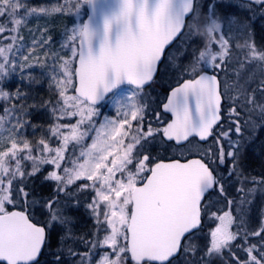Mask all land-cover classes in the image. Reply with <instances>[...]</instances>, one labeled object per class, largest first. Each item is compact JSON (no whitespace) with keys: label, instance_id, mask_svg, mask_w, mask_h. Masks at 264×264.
<instances>
[{"label":"snow or ice","instance_id":"obj_1","mask_svg":"<svg viewBox=\"0 0 264 264\" xmlns=\"http://www.w3.org/2000/svg\"><path fill=\"white\" fill-rule=\"evenodd\" d=\"M100 3L106 5L100 13V26L95 27L92 18L78 23L66 33L62 47L71 55L59 57V74L53 63L51 80L60 100L51 108L53 123L48 134L35 143L29 141L21 131L26 121L16 118L7 141L0 137L4 145L0 148V264H40L39 257L56 222L64 227L70 222L58 198L44 202L49 220L43 226L23 210L29 207V178L46 165L52 170L44 179L55 182L57 196L81 180L87 182L78 184L77 191L93 193L88 208L97 233L86 241L89 251L78 254L69 250L70 255H79V264H174L176 254L184 248L182 240L191 239L188 234L199 229L202 215L218 221L210 230L205 255L222 257L227 249V264H264V219L258 228L248 230L243 210L239 217L233 211L250 203L246 197L256 190L238 189L242 195L237 204L228 197L219 171L225 165L228 175L237 170L238 138L242 134L237 110L240 96L229 97L221 90L216 71L222 69L228 55L227 40L221 36V50L213 52L211 44L219 30L213 29L207 37L208 46L200 51L189 78L182 79L162 105L163 112L171 114L170 122L165 123L159 112L155 113L157 123L146 121L145 107L137 99L143 86L153 79L165 48L182 31L196 36L209 21H218L211 15L202 21L194 11V0H77L75 9L78 14L86 4L95 15ZM255 3L264 5V0ZM22 8L23 16L18 11ZM62 10L29 8L22 0H0V17H8L0 24V35L9 32L4 39L11 41L0 46V83L17 70L32 66L21 64L17 56L23 46L16 41L22 39L18 33L26 17ZM9 22L12 27H8ZM49 42L44 38L33 43L43 47ZM245 47L252 60L264 62V50L247 42ZM43 55L49 57L47 52ZM30 58L22 56L24 61ZM201 64L205 66L203 72ZM74 78L76 94L67 95ZM122 80L135 86L134 93L117 103L116 119L106 118L97 127L93 123L96 104ZM260 94L264 96V82ZM0 99L10 101L11 97L0 88ZM225 99L232 101L226 113ZM243 107H258L264 114V103L257 101L255 90L244 96ZM13 111L4 109L0 128ZM74 116L79 117L75 124L60 123ZM85 124L88 127L82 128ZM93 129L91 144L84 145ZM156 139L162 144L171 142L169 146L180 152L181 159L164 162L153 156L148 147ZM253 182L264 188V179ZM210 192L224 198V209L214 210L207 199ZM17 205L22 209L9 207ZM250 237L259 240L253 242ZM238 239L242 243H234ZM235 248L246 255L242 258ZM57 264H62L59 257Z\"/></svg>","mask_w":264,"mask_h":264},{"label":"rangeland","instance_id":"obj_2","mask_svg":"<svg viewBox=\"0 0 264 264\" xmlns=\"http://www.w3.org/2000/svg\"><path fill=\"white\" fill-rule=\"evenodd\" d=\"M22 2L29 8L55 7L63 9L62 11L51 14H38L26 17V23L23 24L18 33L22 39L16 41L17 45L23 46L21 53H18L17 56L21 57L19 60L21 64H31L32 66L17 70L9 78L0 83V88L7 91L11 97L10 101L0 99V117L4 116V109L6 107L14 109L9 120L5 122L3 128H0V137L4 141H7L10 135L9 130L12 128V124L15 123V119L22 118L27 123V126L21 130L24 137L35 143L42 135L48 134L49 127L53 123L51 108L60 100L56 86L51 80L53 63L55 61V67L59 74V63L62 62L59 60V57L69 58L71 55L68 49L62 47L66 42V33L70 34L71 29L78 23H83L86 16V4L82 5L77 14L75 9L77 0H22ZM233 3L232 1L226 0H198L196 12L200 14L202 21L205 20L206 14L208 17L211 15L213 19H216L220 25L218 33L225 34L228 30L233 41L235 39L236 42L240 41L238 37L244 38L240 45L243 48L242 53H240L239 49L235 53L236 56L229 55L226 59L228 60L229 66L235 67V69L230 71V75H233L230 90L228 89L229 86L226 85L227 81L229 82L228 79L225 80V85H223L227 96H240L237 110L241 113L242 134L238 138L240 144L237 154L238 168L232 175H228V168L226 172L220 171V174L228 197L236 201L237 204L240 203V197L242 195L238 189L243 187L245 190L251 188L256 190L250 196L246 197L250 203H245L239 208L234 207L233 209L237 217L240 216L241 209L243 210L245 226L248 230H252L258 228L261 220L264 219V188L252 182L254 180L260 181L264 179V177L261 178V175H264V132L262 133L264 130V114L260 112L258 107H252L251 110L243 107V101L245 95L251 94L255 90L257 101L264 103V96L260 94L262 82H264V72L261 67L262 62L250 58L245 44L247 42L255 46L257 42H260L257 50H264V38L260 37L256 42L257 33L255 35L252 33V31L256 32V28L259 30L264 29V24H255L254 19L247 18V15L243 14L242 10L246 11L243 6H236ZM227 9L228 11H226ZM18 11L21 16L25 14V9L23 8ZM237 13L247 19L242 21V23H240V20L236 22L234 15ZM232 17H234V20H230ZM7 20V16L0 17V24ZM8 27H12L10 22L8 23ZM185 34L179 41L180 44L174 47L170 54L168 53L167 62L164 64V67L167 66L168 68L170 66L173 68V71L176 73L175 76L183 70L187 73L199 57L196 55L199 46L203 47L206 45L204 37L199 35L191 36L188 32ZM9 35L10 33L7 31L3 35H0V46L11 43L10 40L4 39V37ZM44 38H48L50 41L47 45L43 47H39L38 45L34 46V40L39 42ZM211 48L213 52H219L221 50L217 42L212 43ZM45 52L49 53L48 58L44 57L43 54ZM52 53H55V56H52ZM23 55H29L31 58L28 61H24L22 59ZM73 85L69 87L67 95H72ZM17 94H19V98H17ZM118 102L119 100L114 99L110 102V106L112 107ZM231 102V100H227L226 110ZM248 112L252 114L245 118L244 116ZM110 117V110L107 108L102 111H97V115L93 118V123L98 127L106 118L112 119ZM78 119L79 117L74 116L70 119L61 120L60 123L75 124ZM87 127V124L82 126V128ZM94 136L95 130H90L83 142L84 145H90ZM233 139H237L234 133ZM158 141L154 142L158 143ZM159 142L161 143V141ZM53 143L55 144V141ZM160 143H152L148 147V151L153 156L169 158L177 155L181 158L180 152L175 148L167 146L164 143L160 145ZM3 147L4 145L0 144V148ZM71 150L72 147L70 145L69 151ZM76 151L78 154V147ZM28 170L30 171V167ZM51 170V166L46 165L43 171L37 175H41V178L44 179L43 177ZM257 174H260V176ZM48 182L50 185L46 184V186L52 187L49 198L59 199V206L63 209L64 215L69 218L70 222L66 227L56 222L55 230L51 231V238L48 241L50 248H47V255L45 254L46 256L41 260L40 264H57V257L60 258L62 264H73L74 261L79 264V255L72 256L69 254V250H74L78 254L89 251L90 245L86 241H91L94 238V234L97 233L95 219L88 208L93 193L91 191H77L78 184L87 182L81 180L68 187H74L76 188L75 190L67 191V188L66 191L59 192L57 196L58 190L55 182ZM208 200L212 202L214 210L225 208L226 202L224 198L216 192L212 193ZM44 202L34 199L31 196L28 199L29 207L23 209L31 214L33 221L42 225L49 220L47 209L43 207ZM9 207L13 208L12 206ZM22 207V205H17L14 208L22 209ZM216 223L218 221L210 220L205 215L204 225L207 228L191 237V239H187L180 257L174 260V264H204V261L208 260L211 261V264H227L228 256L209 257L204 252L210 238V230L214 229ZM102 234L100 233V235ZM257 240L259 238L255 237L252 241L256 242ZM185 248H187V251H185ZM234 251L242 258L246 255L240 248H235ZM61 255H63V259ZM98 258L99 255L97 253L96 259Z\"/></svg>","mask_w":264,"mask_h":264},{"label":"flooded vegetation","instance_id":"obj_3","mask_svg":"<svg viewBox=\"0 0 264 264\" xmlns=\"http://www.w3.org/2000/svg\"><path fill=\"white\" fill-rule=\"evenodd\" d=\"M226 1L234 2L233 4L236 6H241V7L243 6L246 11L242 10L241 8H240V10L243 11V14L247 15V18L254 19L255 24H259V23L264 24V5L255 3V0H226ZM197 5H198V0H195L194 11L197 10ZM226 11H228V9ZM234 16L236 17V22L238 20H240V23H242V21H245L247 19V18H244L239 13L235 14ZM249 16H251V17H249ZM207 18H208V16L206 14L205 20ZM242 19H244V20H242ZM230 20H234V17H232ZM186 31L187 30H185L183 32V34L180 36V38L177 40V42L174 43L173 48L180 44L179 41L182 39V37L184 35H186L185 34V33H187ZM252 33L254 35H255V33H257L256 34V42H257V39H259L260 37L264 38V29L259 30L258 28H256V32L252 31ZM220 35L223 36L227 40V49H228V55L225 57V61H224V65H223L222 69L216 70L218 73V79L221 81V90L224 91L225 89H224L223 85H225V80H227V79L229 80V82L227 81L226 85L229 86L228 89L230 90V84H232L231 79L233 77V75H230V71L235 69V67L228 65V60H226V59L229 57V55L236 56L235 53L238 52L239 49H240V53H242L243 48L240 45H241L242 41L244 40V38L238 37V38H240V41L236 42L235 39L233 41L228 30L225 32V34L217 32L215 34V38H216V42L218 44H219V41L221 38ZM259 44H260V42H257V44H255V47L257 49L259 47ZM207 46H208V42L203 47L199 46V49L196 51V55L199 56L200 51L205 50L207 48ZM173 48L165 54V56L163 58V62L159 66L158 71H157L153 81L149 85H147L146 87H143L140 95L137 97L138 101L141 104H143L145 107L146 121H151L153 124L157 123V121L155 120V113H157V112L161 113L162 118H163L165 123L170 121V116H169V114L163 112L162 105L165 103L170 90L173 89L174 87L178 86V84L182 81V79L189 78V73L191 72V69L189 68L187 73L185 70H183L180 74L175 76L176 73L173 71L172 67H170V66H168V68H167V66L164 67L165 62H167L168 55L170 54V52H172ZM242 57H243V55H242ZM237 58H239V57L237 56ZM217 62L219 63V60ZM261 67H262V70L264 72V62H262ZM204 69H205V66L202 65L200 67L201 72H203ZM223 79H224V82H223ZM134 91H135V88L131 87V86H123V87L118 88L107 99H105L103 101V103L96 106L97 111H102L103 109L107 108L110 110V114H111L110 118L116 119L117 116H116L115 108H116L117 104H114L111 107L110 102L113 101L114 99L119 100V102L125 101L128 96H131L134 93ZM227 100L228 99H225V101H224L225 113L227 111L225 109V107L227 105ZM134 122L135 121H133V123ZM263 132H264V130L262 131V133ZM158 140L159 139H156L155 141H158ZM159 141H158V143H160ZM153 143L158 144L156 142H153ZM263 144H264V142H263ZM160 145H161V143H160ZM256 164L259 165L258 162H256ZM257 175L260 176V174H257ZM262 177H264V175H261V178ZM202 218H203V223H202V226L198 232H201L202 230L207 228L206 225H204L205 224V215H202ZM226 251L228 252L227 249H225V253H226Z\"/></svg>","mask_w":264,"mask_h":264},{"label":"trees","instance_id":"obj_4","mask_svg":"<svg viewBox=\"0 0 264 264\" xmlns=\"http://www.w3.org/2000/svg\"><path fill=\"white\" fill-rule=\"evenodd\" d=\"M251 114L252 113H249L248 112L244 117L246 118V117H248ZM227 168H228V165L227 166L225 165L219 171L226 172ZM42 176H43V172H42ZM46 184L50 185V183L48 181H46L45 179H42L41 178V175H35L34 178H32V177L29 178V180L27 182V190L30 193V198H31V196H33L34 199H38V200H41V201H47V199H49V196H50V194L52 192V187H48V186H46ZM72 189H73L72 187L71 188H68L67 191H71ZM10 209H12V208H10ZM252 238L254 239L255 237H250V240H253ZM234 243H237L238 244V243H242V241L238 239ZM47 248H50V245L49 244L47 245L46 250H47ZM45 254H46V252L44 253L43 258L47 255V254L46 255ZM224 255L225 256H228L227 255V251H226V253H224ZM224 255H223V257H224ZM61 258L63 259V255H61Z\"/></svg>","mask_w":264,"mask_h":264},{"label":"water","instance_id":"obj_5","mask_svg":"<svg viewBox=\"0 0 264 264\" xmlns=\"http://www.w3.org/2000/svg\"><path fill=\"white\" fill-rule=\"evenodd\" d=\"M106 10V5H104L103 3H100V4H98L97 6H96V13H95V15L93 14V9H92V7H90L89 5H86V17H85V19H84V21H83V23H85V22H87L90 18H92L93 19V22H94V26L95 27H99L100 26V22H101V17H100V13L102 12V11H105ZM180 35V34H179ZM178 35V36H179ZM178 36L173 40V42L178 38ZM172 42V43H173ZM171 43V44H172ZM171 44L170 45H168L166 48H165V51L171 46ZM165 53V52H164ZM164 55V54H163ZM163 55H162V58H163ZM162 58H161V60H162ZM160 63H161V61L158 63V65H157V69H158V67H159V65H160ZM75 67H76V65H75ZM157 69H156V72H157ZM156 72H155V74H156ZM155 74H154V76H155ZM154 78V77H153ZM152 81V80H151ZM151 81H149L148 83H146L144 86H146V85H148ZM75 83H76V81H75ZM123 85H131V86H133V87H135L134 85H132V84H130L129 82H127L126 80H122V82L116 87V88H118V87H120V86H123ZM115 88V89H116ZM115 89H113L111 92H113ZM173 90V89H172ZM171 90V91H172ZM171 91L169 92V94H168V96L170 95V93H171ZM111 92H109V93H107V94H105L104 96H103V98L102 99H100L99 101H98V103L96 104V105H98V104H100ZM76 94V93H75ZM166 102H167V100H166ZM165 102V103H166ZM169 115L171 116V114L169 113ZM172 118V117H171ZM164 162H169V161H164ZM14 210H17V209H14ZM201 223H202V220H201ZM201 226V225H200ZM196 230H198V229H196ZM196 230H193V232L194 231H196ZM189 234H191V233H189ZM188 234V235H189ZM183 241L184 240H182V243H183ZM180 252V251H179ZM179 252L176 254V257L178 256V254H179ZM175 257V258H176ZM40 258V257H39Z\"/></svg>","mask_w":264,"mask_h":264},{"label":"clouds","instance_id":"obj_6","mask_svg":"<svg viewBox=\"0 0 264 264\" xmlns=\"http://www.w3.org/2000/svg\"><path fill=\"white\" fill-rule=\"evenodd\" d=\"M219 23H213L211 21H209V23L207 25H205L202 29L198 30L196 32V35H199L201 37H204L206 40V43L208 42L207 37L211 34L212 30H219Z\"/></svg>","mask_w":264,"mask_h":264}]
</instances>
